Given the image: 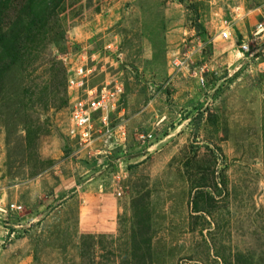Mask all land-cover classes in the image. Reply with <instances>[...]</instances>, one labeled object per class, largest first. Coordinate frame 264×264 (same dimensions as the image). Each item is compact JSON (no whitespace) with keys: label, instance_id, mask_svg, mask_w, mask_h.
Wrapping results in <instances>:
<instances>
[{"label":"rangeland","instance_id":"1","mask_svg":"<svg viewBox=\"0 0 264 264\" xmlns=\"http://www.w3.org/2000/svg\"><path fill=\"white\" fill-rule=\"evenodd\" d=\"M262 29L264 0H0V264H264ZM83 58L123 87L111 148L69 133Z\"/></svg>","mask_w":264,"mask_h":264},{"label":"built area","instance_id":"2","mask_svg":"<svg viewBox=\"0 0 264 264\" xmlns=\"http://www.w3.org/2000/svg\"><path fill=\"white\" fill-rule=\"evenodd\" d=\"M260 27L262 28V26ZM262 32H264L263 29L258 33ZM220 38L237 46L240 54L252 55L253 51L250 43L239 39L231 22L226 21L224 23V27L220 30ZM110 51L113 52V49ZM115 54H117V61L121 62L122 53H118L116 50ZM88 63L89 59L83 58L69 71L67 78L69 90L78 93L77 99L75 101H73L75 98L72 100L69 133L74 134L80 141L91 144L89 143L90 139H92L90 136L98 132L95 137L103 138L102 142L109 147L113 143L111 140L115 137L108 138L106 135L110 133L112 116L119 108V98L123 93V87L118 76L111 74L106 75L104 80L94 86H90V81L89 85H87L85 79L90 76L93 70L87 67ZM101 153L102 151L97 155L104 162L107 157L101 156ZM118 194L121 195V193Z\"/></svg>","mask_w":264,"mask_h":264}]
</instances>
